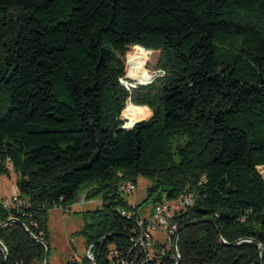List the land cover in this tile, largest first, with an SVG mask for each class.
Here are the masks:
<instances>
[{
    "label": "trees",
    "instance_id": "1",
    "mask_svg": "<svg viewBox=\"0 0 264 264\" xmlns=\"http://www.w3.org/2000/svg\"><path fill=\"white\" fill-rule=\"evenodd\" d=\"M137 45L165 74L127 90ZM128 99L151 115L125 129ZM7 157L29 205L0 222L47 243L48 209L101 194L84 264H111V247L134 260L119 187L139 176L154 204L192 194L166 264H264V0H0V172ZM44 252L20 223L0 228V264Z\"/></svg>",
    "mask_w": 264,
    "mask_h": 264
},
{
    "label": "rangeland",
    "instance_id": "2",
    "mask_svg": "<svg viewBox=\"0 0 264 264\" xmlns=\"http://www.w3.org/2000/svg\"><path fill=\"white\" fill-rule=\"evenodd\" d=\"M132 48L133 47L130 49ZM147 56L148 59L145 62L144 67L148 69L151 74H154L157 70L156 61L158 57V51H152ZM158 76L159 75H156L154 79ZM124 79L128 81V86L125 87L124 84H121L127 90L135 89L138 86H141V84L136 83L135 79H132L128 76H126ZM128 104L134 106L133 110L129 112V114L136 113L135 109H139L140 111L138 113H141L142 116L145 117L140 120L147 119L150 116L148 115V112L150 111L148 106L146 107V105H136L129 99L126 102L124 111L127 110ZM122 119L124 120V123L127 121V117L122 116ZM9 168L10 169H8L7 172H0V190H4L6 195L10 190H13V186L16 184V180L19 177V172L14 171L11 166ZM258 170L264 177V166L258 167ZM135 184L136 186L133 191L121 196L124 197L128 205L136 207L135 211L138 214L147 216L152 212L154 205L152 198L147 196V187L150 184L149 180L139 176ZM81 193L83 194L82 197H85V192L82 191ZM87 200L85 198V201L82 204L72 203V206L68 212H63L57 207H52L48 212V264H84V259L86 256L89 259H92V255L89 253V247H87L86 238L80 232L85 221L83 217V211L102 208L103 200L101 194H95L93 198ZM172 201L173 200H171V202ZM155 237L159 238L160 242L164 241V236L162 233L155 234Z\"/></svg>",
    "mask_w": 264,
    "mask_h": 264
},
{
    "label": "built area",
    "instance_id": "3",
    "mask_svg": "<svg viewBox=\"0 0 264 264\" xmlns=\"http://www.w3.org/2000/svg\"><path fill=\"white\" fill-rule=\"evenodd\" d=\"M10 161V158L7 157L6 165L8 167L11 166ZM135 186L134 182L126 181L120 185L119 191L121 195L128 194L134 190ZM82 195L74 203L82 204L85 201V197H82ZM191 202L192 194L184 193L180 197L173 199L172 202L171 200H163L154 204L152 212L147 216L137 214V226L134 229L135 236L132 238L130 247V251L135 250L136 252L134 260L129 263L126 258L120 257L114 247H111L109 255L111 264H166L169 259L175 261L179 257L178 252L173 249L174 240H177L178 237V224L173 218L180 209L187 207ZM28 205L29 201L20 195L16 184L9 195L0 197V207L5 210H14L24 215L23 208ZM71 206L72 204L56 207L63 212H68ZM120 212L127 217L131 216V211L120 209ZM160 233L164 236L163 242H160V239L155 237V234ZM116 258L117 260L113 261Z\"/></svg>",
    "mask_w": 264,
    "mask_h": 264
},
{
    "label": "clouds",
    "instance_id": "4",
    "mask_svg": "<svg viewBox=\"0 0 264 264\" xmlns=\"http://www.w3.org/2000/svg\"><path fill=\"white\" fill-rule=\"evenodd\" d=\"M136 48L139 50V52L142 54L143 58L141 56H137L134 54H129L127 57L128 64L130 65L132 70H128L125 72V75L136 79L138 76L141 77L139 79H136V83L141 85H147L154 81V77L156 75L163 76L165 74L164 69H157L154 74H151L148 69L144 67L145 62L148 59L147 54L145 53V50L143 48H140L138 45ZM120 82L125 85V87L128 86V81H126L123 77L120 78ZM135 86V85H133ZM134 106L131 104H128L127 110L122 112L121 115L124 117H127V122L124 123L123 127L125 129H130L134 126L135 122H138L140 119H143L145 117L139 116L137 114L129 115V112L133 110ZM140 110L135 109V112L138 113ZM148 115H151V112H148Z\"/></svg>",
    "mask_w": 264,
    "mask_h": 264
},
{
    "label": "water",
    "instance_id": "5",
    "mask_svg": "<svg viewBox=\"0 0 264 264\" xmlns=\"http://www.w3.org/2000/svg\"><path fill=\"white\" fill-rule=\"evenodd\" d=\"M136 123H137V122H135L134 125H135ZM122 128H124V127L122 126ZM11 222H18V223H20V224L23 226V228H24V230L26 231V233H27L30 237L34 238L35 240H38L39 242H41V243L43 244V246H44V248H45L43 264H47V263H48V253H49L48 243H47L43 238H41V237H36L35 235H33L32 232L29 230V228H28V227H27V226H26L21 220H19V219L16 218V217H9V218H7L5 221L0 222V228H1L2 226H5V225L11 223ZM181 228H182V227H180L179 231L181 230ZM104 238H105V237H104ZM104 238H103V239H104ZM173 249H174L175 251H177V240H176V239L174 240ZM5 259H7V255H6V253H5Z\"/></svg>",
    "mask_w": 264,
    "mask_h": 264
},
{
    "label": "crops",
    "instance_id": "6",
    "mask_svg": "<svg viewBox=\"0 0 264 264\" xmlns=\"http://www.w3.org/2000/svg\"><path fill=\"white\" fill-rule=\"evenodd\" d=\"M8 169H10V168H8ZM14 186H15V185H14ZM11 192H12V190H10L9 193H8L7 195H9ZM3 195H4V196H7V195H6V192H4V190H3V191L0 190V196L3 197ZM86 200H87V199H86ZM87 201H88V200H87ZM50 210H51V208L47 210V215H48V212H49ZM47 222H48V218H47Z\"/></svg>",
    "mask_w": 264,
    "mask_h": 264
},
{
    "label": "bare ground",
    "instance_id": "7",
    "mask_svg": "<svg viewBox=\"0 0 264 264\" xmlns=\"http://www.w3.org/2000/svg\"><path fill=\"white\" fill-rule=\"evenodd\" d=\"M130 70H132L131 67H130ZM139 78H141V77L138 76L136 79H139ZM132 79H133V78H132ZM136 79H135V80H136ZM132 114H137V115H139V116H142L141 113H132ZM132 114H129V115H132ZM123 117H124V116H123ZM126 122H127V121H126ZM126 122H125V123H126Z\"/></svg>",
    "mask_w": 264,
    "mask_h": 264
}]
</instances>
